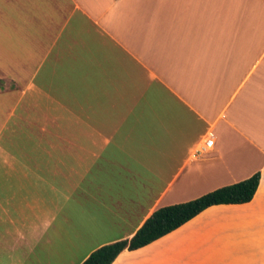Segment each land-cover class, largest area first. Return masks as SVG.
<instances>
[{
    "label": "crops",
    "instance_id": "crops-1",
    "mask_svg": "<svg viewBox=\"0 0 264 264\" xmlns=\"http://www.w3.org/2000/svg\"><path fill=\"white\" fill-rule=\"evenodd\" d=\"M0 79V264H82L258 172L113 264H264V0H0Z\"/></svg>",
    "mask_w": 264,
    "mask_h": 264
},
{
    "label": "trees",
    "instance_id": "trees-1",
    "mask_svg": "<svg viewBox=\"0 0 264 264\" xmlns=\"http://www.w3.org/2000/svg\"><path fill=\"white\" fill-rule=\"evenodd\" d=\"M2 87L3 80L0 79V89ZM260 180L261 174L258 172L244 181L218 188L197 199L159 208L132 238L96 249L82 264H113L123 251H134L149 245L210 207L249 203L258 190Z\"/></svg>",
    "mask_w": 264,
    "mask_h": 264
},
{
    "label": "built area",
    "instance_id": "built-area-1",
    "mask_svg": "<svg viewBox=\"0 0 264 264\" xmlns=\"http://www.w3.org/2000/svg\"><path fill=\"white\" fill-rule=\"evenodd\" d=\"M215 146V139L211 133L206 134L193 149L190 155V161H197L207 155H209Z\"/></svg>",
    "mask_w": 264,
    "mask_h": 264
},
{
    "label": "rangeland",
    "instance_id": "rangeland-1",
    "mask_svg": "<svg viewBox=\"0 0 264 264\" xmlns=\"http://www.w3.org/2000/svg\"><path fill=\"white\" fill-rule=\"evenodd\" d=\"M222 129H221V127H219L217 130H216V134L217 135H221L222 134Z\"/></svg>",
    "mask_w": 264,
    "mask_h": 264
}]
</instances>
